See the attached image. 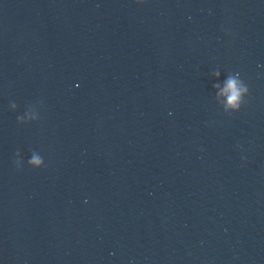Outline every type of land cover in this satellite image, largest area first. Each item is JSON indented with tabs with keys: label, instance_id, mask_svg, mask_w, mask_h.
<instances>
[{
	"label": "water",
	"instance_id": "obj_1",
	"mask_svg": "<svg viewBox=\"0 0 264 264\" xmlns=\"http://www.w3.org/2000/svg\"><path fill=\"white\" fill-rule=\"evenodd\" d=\"M0 264H264V0H0Z\"/></svg>",
	"mask_w": 264,
	"mask_h": 264
},
{
	"label": "clouds",
	"instance_id": "obj_2",
	"mask_svg": "<svg viewBox=\"0 0 264 264\" xmlns=\"http://www.w3.org/2000/svg\"><path fill=\"white\" fill-rule=\"evenodd\" d=\"M227 87L232 90L230 102L237 101L239 98V89L236 86V81L230 79Z\"/></svg>",
	"mask_w": 264,
	"mask_h": 264
}]
</instances>
